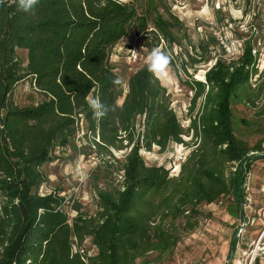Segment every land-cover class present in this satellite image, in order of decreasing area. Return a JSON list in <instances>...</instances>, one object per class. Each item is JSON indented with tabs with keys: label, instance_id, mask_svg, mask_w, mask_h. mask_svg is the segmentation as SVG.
Wrapping results in <instances>:
<instances>
[{
	"label": "trees",
	"instance_id": "trees-1",
	"mask_svg": "<svg viewBox=\"0 0 264 264\" xmlns=\"http://www.w3.org/2000/svg\"><path fill=\"white\" fill-rule=\"evenodd\" d=\"M136 1L39 0L34 14L19 11L12 0L0 5V264H85L72 251L74 241L85 237L96 249L89 264H149L136 259L164 254L176 241L162 224L166 217L224 195L242 205L245 176L264 157L260 144L235 135L232 122L231 100L255 70L251 42H244L236 58L216 57L204 80L191 77L183 65L193 91L183 128L169 93L147 66L132 73L126 92L112 84L118 75L111 52L128 31L156 33L170 45L172 28L182 27L174 16L151 17ZM188 41V49L196 50ZM18 50L26 51L25 62ZM28 77L42 99L19 105L11 93ZM89 96L115 111L94 118ZM199 99L201 108L192 115ZM80 122L95 147L125 152L120 183L98 193L97 216H86L75 203L70 221L64 196L40 193L47 181L41 167L68 144ZM171 144L190 147L176 178L163 165L145 164L140 154Z\"/></svg>",
	"mask_w": 264,
	"mask_h": 264
},
{
	"label": "rangeland",
	"instance_id": "rangeland-1",
	"mask_svg": "<svg viewBox=\"0 0 264 264\" xmlns=\"http://www.w3.org/2000/svg\"><path fill=\"white\" fill-rule=\"evenodd\" d=\"M138 9L148 8L151 17L156 14L166 20L173 16L182 23L180 30L172 28L174 40L170 45L156 33H128L112 49L110 61L116 74L123 79L122 88L134 71L147 66L146 58L154 48L169 54V70L155 75L166 88L178 120L183 128L189 124V105L193 91L186 83L188 77L204 80V74L216 57L227 60L236 58L244 42L250 41L255 54L254 69L244 89L231 100L233 130L237 137L249 145L260 144L264 148V0H137ZM151 29V28H150ZM149 29V30H150ZM220 38L227 45L237 46L239 53L226 54ZM188 40L197 48L188 49ZM236 51V52H237ZM22 60L26 51L18 50ZM19 105L36 104L42 96L30 77L18 82L11 93ZM202 101L196 102V113ZM186 141L190 136H185ZM92 134L84 122H80L76 134L68 144L56 148L52 161L42 165L47 181L39 189L41 194L58 191L65 197L63 210L71 221L80 204L86 216L96 217L101 210L98 193L117 186L121 181V163L125 150L111 149V153L93 145ZM190 147L171 144L160 151L152 145L151 150H140L147 165H163L169 177L176 178ZM264 154V151L262 152ZM250 201L238 205L231 195L219 197L212 203L187 206L176 218L166 217L163 225L175 235V243L164 254L151 252L136 262L148 260L149 264H249L250 241L256 240L264 228V157L258 158L250 167ZM263 185V186H262ZM262 186V187H261ZM249 188V189H250ZM244 216V217H243ZM245 218L244 222L243 219ZM242 225V227H241ZM242 232L238 235V228ZM235 241L234 249L231 243ZM76 246L84 249L85 264L96 253L90 237ZM230 261V263H229ZM240 262V263H239ZM252 264H264L256 258Z\"/></svg>",
	"mask_w": 264,
	"mask_h": 264
},
{
	"label": "clouds",
	"instance_id": "clouds-1",
	"mask_svg": "<svg viewBox=\"0 0 264 264\" xmlns=\"http://www.w3.org/2000/svg\"><path fill=\"white\" fill-rule=\"evenodd\" d=\"M3 3L4 0H0V5ZM12 3L16 4L19 11L34 14L33 10L39 3V0H12ZM146 63L148 71L155 76L157 74H163L169 70L171 57L160 48H154L147 56ZM112 84L114 87H121L123 85V79L116 76L112 80ZM86 102L92 111L93 117L96 119H101L110 112L115 111V107L113 105L107 104L95 96L86 97Z\"/></svg>",
	"mask_w": 264,
	"mask_h": 264
},
{
	"label": "built area",
	"instance_id": "built-area-1",
	"mask_svg": "<svg viewBox=\"0 0 264 264\" xmlns=\"http://www.w3.org/2000/svg\"><path fill=\"white\" fill-rule=\"evenodd\" d=\"M220 43L223 45L224 49H225V52L226 54L230 55V56H234L236 55L237 53H239V48H238V51H237V46H232V45H227L223 42V40L220 38ZM237 51V52H236ZM241 53V51H240ZM239 53V54H240ZM98 137L95 136L94 140L95 141H98ZM251 175L248 173L246 174L245 176V179H244V183H243V192H244V201L242 203V207L244 206L245 201H250L249 200V196L251 193V188H250V177ZM250 188V189H249ZM244 217V216H243ZM245 218L243 219V222H244ZM242 227V225H241ZM238 228V231H237V234L239 235L241 232H242V228ZM75 243V241H74ZM73 243V246H72V251L75 252V253H78L81 257V259L86 263V259L85 256H84V249L81 247V246H76L75 244ZM249 247L251 248L249 251H250V258H249V264H252V262L257 258H260V259H264V228L259 232L256 240H252L250 241V245ZM240 263V262H239Z\"/></svg>",
	"mask_w": 264,
	"mask_h": 264
},
{
	"label": "crops",
	"instance_id": "crops-1",
	"mask_svg": "<svg viewBox=\"0 0 264 264\" xmlns=\"http://www.w3.org/2000/svg\"><path fill=\"white\" fill-rule=\"evenodd\" d=\"M262 186H263V185H262ZM262 186H261V187H262ZM261 190H264V189H263V188H261Z\"/></svg>",
	"mask_w": 264,
	"mask_h": 264
},
{
	"label": "water",
	"instance_id": "water-1",
	"mask_svg": "<svg viewBox=\"0 0 264 264\" xmlns=\"http://www.w3.org/2000/svg\"><path fill=\"white\" fill-rule=\"evenodd\" d=\"M229 263H230V261H229Z\"/></svg>",
	"mask_w": 264,
	"mask_h": 264
}]
</instances>
